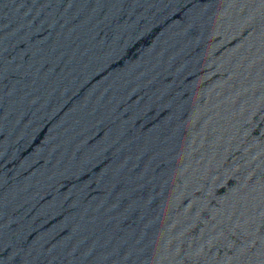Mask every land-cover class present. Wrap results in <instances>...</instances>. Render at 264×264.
Returning a JSON list of instances; mask_svg holds the SVG:
<instances>
[{
  "label": "water",
  "instance_id": "95a60500",
  "mask_svg": "<svg viewBox=\"0 0 264 264\" xmlns=\"http://www.w3.org/2000/svg\"><path fill=\"white\" fill-rule=\"evenodd\" d=\"M133 0H0V33L44 19Z\"/></svg>",
  "mask_w": 264,
  "mask_h": 264
}]
</instances>
